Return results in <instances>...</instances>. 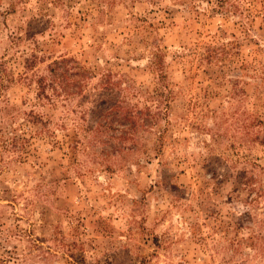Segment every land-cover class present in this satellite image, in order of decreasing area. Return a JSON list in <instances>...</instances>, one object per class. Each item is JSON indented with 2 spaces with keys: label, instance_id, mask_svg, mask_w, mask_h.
<instances>
[{
  "label": "rangeland",
  "instance_id": "obj_1",
  "mask_svg": "<svg viewBox=\"0 0 264 264\" xmlns=\"http://www.w3.org/2000/svg\"><path fill=\"white\" fill-rule=\"evenodd\" d=\"M62 57L167 116L75 150ZM0 264H264V0H0Z\"/></svg>",
  "mask_w": 264,
  "mask_h": 264
},
{
  "label": "trees",
  "instance_id": "obj_2",
  "mask_svg": "<svg viewBox=\"0 0 264 264\" xmlns=\"http://www.w3.org/2000/svg\"><path fill=\"white\" fill-rule=\"evenodd\" d=\"M74 62L77 61L67 57L53 61L48 73L37 79V99L41 103L39 105L44 106V100L48 99L49 102L45 103L55 106L58 97H65L62 105L66 111L60 118L59 126L61 129L72 127L76 135L75 150L83 146L96 153L98 150L93 149L101 144L108 148L100 152L115 156L134 149L141 136L140 131L144 128L148 130L150 124L167 116V106L153 112L149 107L139 109L132 101L137 94H132L129 86L121 88L120 82L113 80L111 75H103L102 81L95 87L101 90L100 95L107 98L90 99L85 93L89 80L95 75Z\"/></svg>",
  "mask_w": 264,
  "mask_h": 264
}]
</instances>
